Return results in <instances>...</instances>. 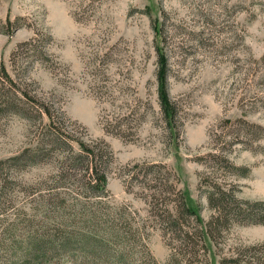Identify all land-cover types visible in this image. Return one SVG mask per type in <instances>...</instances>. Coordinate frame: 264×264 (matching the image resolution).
Listing matches in <instances>:
<instances>
[{
	"label": "rangeland",
	"instance_id": "374dc122",
	"mask_svg": "<svg viewBox=\"0 0 264 264\" xmlns=\"http://www.w3.org/2000/svg\"><path fill=\"white\" fill-rule=\"evenodd\" d=\"M156 46L169 59L175 132L158 100ZM2 64L23 89L64 115L59 124L67 139L110 145L113 155L104 154L101 165L111 199L135 210L124 224L139 228L159 261L181 244L180 227H200L194 216L170 213L180 208V190L205 220L213 213L207 179L234 182L240 197L264 200V136L254 139L256 127L242 120L264 126V0H0ZM1 77L0 93L9 88ZM3 107L0 102V232L8 222L25 224L20 215L34 207L42 218V194L55 180L87 177L84 165H71L62 138L47 134V115L30 102L21 106L24 114ZM239 133L246 142L230 146ZM215 140L251 172L232 173L224 159L212 166ZM261 241L263 223L237 222L214 248L219 257L220 248Z\"/></svg>",
	"mask_w": 264,
	"mask_h": 264
},
{
	"label": "trees",
	"instance_id": "16d2710c",
	"mask_svg": "<svg viewBox=\"0 0 264 264\" xmlns=\"http://www.w3.org/2000/svg\"><path fill=\"white\" fill-rule=\"evenodd\" d=\"M156 48L158 100L164 117L173 130L179 111L167 85L169 59L162 47ZM0 72L1 80L4 83L7 81L9 86L8 90L0 93L3 108L6 111L9 109L8 111L24 114L20 108L21 106L25 108L24 102H30L42 116H48L47 134L53 135L56 141L62 138L68 146L66 152L67 157L72 158L71 165L75 167V163L80 168L84 165L83 168L87 172V177L55 180L49 185L47 188L49 192L42 194L40 200L44 207L42 218L36 219L34 207L33 212L20 215V219L25 222L22 226L17 227V222H8L6 227L1 228L0 233L3 234L0 237V264H63L67 260H72L76 264H198L197 244L203 248L202 264H264V241L237 246L230 250L220 248V255L217 257L214 243L217 244V239L223 236L233 223L264 224V200L240 197L236 183L231 181L223 183L216 179L211 182L208 179L205 181L206 195L213 208L208 220L203 218L199 209L191 204L184 191L180 190L182 194L180 208L177 206L175 208L177 212L170 213L175 215L176 219L178 213L194 216L200 227H180L177 237L181 244H174L167 259L164 262L159 261L146 241H141V234L137 235L136 231L139 228L127 227L124 224L125 214L128 212L132 215L135 210L128 205L118 206L111 199L107 173L101 165L104 154L109 158L113 155L110 145L104 140H99L101 144L95 143L101 146L93 145L73 135L67 139L69 135L67 129L59 124L61 122L59 118L64 115L59 113L53 104L45 103L36 95L30 94L26 88L23 89L9 73L5 64L0 66ZM242 120L256 127L253 129L254 139L264 136L262 124ZM106 129L109 130L108 127ZM214 137H218L215 132ZM50 139L51 137L49 142ZM221 139L227 142L225 137L220 136L219 140ZM72 140L79 143L80 150L74 149ZM228 141L232 147L246 142L240 137V133ZM214 143L215 149L208 153L209 159L212 158V166L224 159L233 168L232 173L248 175L251 172V166L237 165L229 154L222 153L223 148L220 149L218 141L215 140ZM37 149L34 151L32 161L39 160L37 158L42 152H46L45 147ZM138 244L141 247V258L136 257L139 252Z\"/></svg>",
	"mask_w": 264,
	"mask_h": 264
}]
</instances>
